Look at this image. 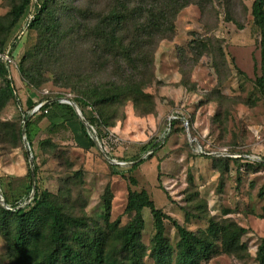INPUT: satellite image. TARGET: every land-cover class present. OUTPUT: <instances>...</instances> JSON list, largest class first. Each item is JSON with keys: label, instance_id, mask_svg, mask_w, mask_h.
Returning <instances> with one entry per match:
<instances>
[{"label": "rangeland", "instance_id": "rangeland-1", "mask_svg": "<svg viewBox=\"0 0 264 264\" xmlns=\"http://www.w3.org/2000/svg\"><path fill=\"white\" fill-rule=\"evenodd\" d=\"M253 2L212 0L202 11L192 4L179 13L175 36L157 48L155 81L146 89L154 95L155 112L142 114L131 101L107 108L116 122L99 136L105 138L106 149H114L112 158L99 148L89 125L70 111L73 105L68 101L78 96L76 77L69 82L63 67L38 57L34 65L42 84L35 87L23 80L20 66L28 67L26 57L38 40L28 18L41 4L32 0L3 48L15 59L7 68L15 93L0 111V193L20 206L30 203L35 193L27 196V174L36 163V189L48 190L66 213L90 219L92 228L104 225L107 189L112 194L110 221L120 218L121 225L133 216L125 210L129 191L146 189L158 208L191 231L207 229L212 219L233 221L246 229L240 239L243 249L223 252L218 242L215 255L202 264H258L257 249L264 237V99L256 86L261 54ZM11 5V0H0V17ZM199 38L209 46L194 48ZM71 67L76 68L72 75L84 69L94 74L91 82L109 78L89 70L92 65L87 62L74 61ZM48 99L57 102L46 110L37 108ZM84 109L91 116L92 109ZM26 115L36 162L23 134ZM6 122L21 128V140L1 125ZM82 123L95 146H89ZM238 153L262 164L236 162L232 157ZM139 160L144 162L133 169ZM0 205L7 206L1 200ZM143 213L147 224L142 239L149 247L154 220L149 209ZM165 234L176 249L179 232L168 219ZM12 262L0 235V264ZM146 262L154 264L149 256Z\"/></svg>", "mask_w": 264, "mask_h": 264}, {"label": "trees", "instance_id": "trees-1", "mask_svg": "<svg viewBox=\"0 0 264 264\" xmlns=\"http://www.w3.org/2000/svg\"><path fill=\"white\" fill-rule=\"evenodd\" d=\"M11 1L8 14L0 17V52L4 50L9 33L32 3V0ZM69 2L43 0L40 3L29 25L37 31L38 40L26 57L28 67L23 63L20 72L27 84L40 86L43 81L36 74L38 69L34 65L40 57L69 72V82L71 77H76L77 83L73 86L78 96L73 103L81 110L87 124L100 135L104 127H112L116 122L108 113V107L131 101L142 114L155 112L154 95L146 89L155 81L154 59L160 42L175 36L176 20L184 8L195 4L202 11L212 0ZM252 14L259 31L261 54V75L256 80V86L264 99V0H254ZM206 44V39L197 40L193 46L203 48ZM74 61L87 62L92 65L89 70L107 73L109 78L91 82L94 74L91 75L87 69L72 75L71 72L76 69L71 67ZM7 72V67L0 61V111L14 98L15 93L13 81L8 78ZM57 100H45L40 109H48ZM85 106L92 109L91 116L84 109ZM28 107L31 109L34 104H28ZM69 108L73 115H77L74 107ZM25 120L30 152L36 162L37 152L28 133L30 115H26ZM1 125L8 128L12 137L21 140L22 130L17 128L16 123ZM82 127L89 146H95V140L89 137L86 126L82 124ZM158 145H153V148ZM112 151L109 156L115 158ZM30 152H26V155L29 156ZM238 155L232 157L236 162L262 164L259 160H250L240 153ZM143 162L137 161L132 168L136 169ZM37 170L38 166L34 163L35 175ZM27 176L29 183L26 192L29 196L33 189L31 170ZM0 187L3 186L0 184ZM3 195L7 206L0 205V235L6 241L13 260L11 264H147V256L152 258L154 264H202L215 255L218 242H221V250L227 253L244 248L240 239L246 229L236 222L221 223L212 219L207 229L191 231L158 208L146 189L129 191L125 210L133 216L124 225H121L120 218L110 221L112 194L107 189L104 195V225L92 228L88 221L90 219L66 213L62 204L48 190L40 191L37 187L34 198L25 206H20L17 200L10 201L5 193ZM145 209L151 211L155 228L149 247L142 239L147 224L143 213ZM167 219L179 232L176 249L165 234ZM117 255L121 258H117ZM257 260L258 264H264V237L257 249Z\"/></svg>", "mask_w": 264, "mask_h": 264}, {"label": "built area", "instance_id": "built-area-1", "mask_svg": "<svg viewBox=\"0 0 264 264\" xmlns=\"http://www.w3.org/2000/svg\"><path fill=\"white\" fill-rule=\"evenodd\" d=\"M38 6H39V3H38ZM34 18V14H30L29 15V21H28V25L30 24V22H31V20ZM0 61L7 67V68H9V67H12L13 65H15V59H14V56H13V53L11 52V50L10 49H5V50H3V51H1L0 52ZM37 108H40V106L39 107H37ZM88 129H89V131L91 132V133H94V136H95V140L96 141H98V143L100 144V146L101 145H103V147L102 148H104L105 150H106V152H110V151H112L113 150V148L111 149V150H108V149H106V141H105V138H103V136H102V138H100V136H99V133L97 132V130L93 127V126H89L88 127ZM103 149V150H104ZM248 158H250V157H248Z\"/></svg>", "mask_w": 264, "mask_h": 264}, {"label": "water", "instance_id": "water-1", "mask_svg": "<svg viewBox=\"0 0 264 264\" xmlns=\"http://www.w3.org/2000/svg\"><path fill=\"white\" fill-rule=\"evenodd\" d=\"M68 103H70L71 105H73L76 113L78 114V116L82 119V121L86 123L85 121V118L83 117V114L81 112V110L77 107V105H75V103H73V101L69 100ZM23 134L24 135H27V132H26V124L24 125V128H23ZM99 148H101V150L104 152L103 148L99 145ZM105 155H107V153L104 152ZM31 175H32V179H33V189H32V194L35 193L36 191V175H35V172L34 170L31 171ZM0 200L2 201V203L4 205H7V201L6 199L3 197V195L0 193Z\"/></svg>", "mask_w": 264, "mask_h": 264}, {"label": "crops", "instance_id": "crops-1", "mask_svg": "<svg viewBox=\"0 0 264 264\" xmlns=\"http://www.w3.org/2000/svg\"><path fill=\"white\" fill-rule=\"evenodd\" d=\"M43 0H37V2L40 4L41 2H42ZM21 80V79H20ZM78 115V114H77ZM83 124V123H82ZM82 126V125H81ZM83 128V127H82ZM77 133H79L80 131H79V129L77 128V131H76ZM79 135V134H78ZM79 138H80V135H79ZM80 140L83 142V143H85V141H84V139H82V138H80ZM87 142H88V139H87ZM88 144H89V142H88ZM85 145V144H84Z\"/></svg>", "mask_w": 264, "mask_h": 264}]
</instances>
